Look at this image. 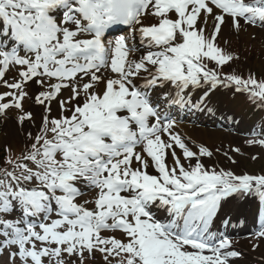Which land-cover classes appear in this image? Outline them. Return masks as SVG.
I'll return each mask as SVG.
<instances>
[{
	"label": "snow or ice",
	"instance_id": "snow-or-ice-1",
	"mask_svg": "<svg viewBox=\"0 0 264 264\" xmlns=\"http://www.w3.org/2000/svg\"><path fill=\"white\" fill-rule=\"evenodd\" d=\"M242 22L264 26V0H0V82L8 89L0 114L15 108L18 123L31 121L26 97L46 113L38 134L28 133L33 167L25 162L0 179V254L7 250L11 264H66L65 254L82 261L94 250L105 259L126 253V264L237 257L214 224L229 222L222 209L231 197L264 203V175L206 168L164 109L187 105L190 89L203 88L207 99L218 86L264 105V82L222 78L207 66L232 60L216 37ZM121 25L127 35L108 38ZM29 84L40 90L30 94ZM261 137L249 143L264 145ZM199 153L212 156L206 147ZM82 183L97 190L92 209L76 202ZM109 229L127 240L103 236Z\"/></svg>",
	"mask_w": 264,
	"mask_h": 264
},
{
	"label": "rangeland",
	"instance_id": "rangeland-1",
	"mask_svg": "<svg viewBox=\"0 0 264 264\" xmlns=\"http://www.w3.org/2000/svg\"><path fill=\"white\" fill-rule=\"evenodd\" d=\"M225 42V44L223 43L217 46L221 48L224 54H229L233 57L240 55L239 58L237 57V61L233 64V68L242 72L244 79H256V76L264 79V32H257L252 36H243L241 34L233 35ZM207 66L208 68L215 67L217 71H219L215 62L208 61ZM6 79L11 82L13 77L8 76ZM256 80L258 82L260 81L258 79ZM7 90L8 89L3 86V83L0 82V93ZM33 90L38 92L40 89L38 86L32 84H29L26 88V91L30 94L34 93ZM221 94L225 97V100L229 102L231 107H229L224 100H219L221 103H218L220 109L226 107L235 114L245 116L248 121L256 120L255 114L250 111L249 105H247L244 100L242 101L241 97L233 98L232 90L224 88ZM69 95L70 93L68 91H63V96L65 98ZM23 107L25 110L32 113V119L31 121L25 120L22 125L18 123L20 113L17 109L10 108L6 113L0 114V152L3 151L5 156H7L2 162H0V174L8 173L9 171H5L8 168L14 167L15 169H20L18 165L27 162L26 157L33 143V139L29 137L28 133H31L32 137H35L40 131L42 117L46 115L43 106L35 103L33 99L26 97L23 101ZM52 107V115L55 116L57 115L56 110L58 106L53 102ZM180 123L185 124L184 121H181ZM192 130L189 129V131H187L184 129V131L187 132H192ZM219 130L227 131L235 136H233V139H224L223 137L218 138L217 136L208 142L203 141V144L198 142L199 150L201 147H206L212 153V156L209 157L201 156L199 151H194L197 153L198 158L206 168L212 169L214 166L216 171H232L237 175L264 171V145H261L260 143H249L250 140H246L247 137L245 135L238 132L234 133L233 128H219ZM251 141L257 140L254 139ZM192 143L195 144L196 141L191 139L190 144ZM22 153H24V155H22L20 160L13 164L11 161L20 157ZM193 161L195 163V159H193ZM27 163L29 167H33L31 162ZM80 186L81 184L79 187ZM96 196L97 190L90 188L87 191L81 192V195L77 197L76 202L92 209L95 207L94 200ZM119 232H122V237L119 235ZM102 235L106 237H116L122 241L127 240V237L122 230H104ZM242 237L245 236L235 237L239 246H231V250L238 252L239 255L230 258L229 264H239V256L244 257L246 259L245 261L249 262V264L259 263L260 261H263L264 264V242L255 238L249 242L247 239L246 243L242 242ZM242 244H245L246 246H242ZM252 250H254V252ZM65 259L66 264L68 261H71V264H126L127 254L123 252H120L118 255L116 253H111L108 254L107 259H105V254L98 250H94L91 253L85 251L82 261L78 256L68 257L66 254ZM45 260H47V258H45ZM0 264H11L7 250H4L3 253L0 254Z\"/></svg>",
	"mask_w": 264,
	"mask_h": 264
},
{
	"label": "bare ground",
	"instance_id": "bare-ground-1",
	"mask_svg": "<svg viewBox=\"0 0 264 264\" xmlns=\"http://www.w3.org/2000/svg\"><path fill=\"white\" fill-rule=\"evenodd\" d=\"M152 22H154V21H151V20H145L144 21L145 24H149V23H152ZM241 24L244 26L243 22ZM214 25H215L214 19L211 16H209L208 17V22L205 25V34L206 35L213 31ZM243 26H241L239 29H235L231 24H225V25L221 26V29H223V30H221L219 35L216 37V40H218L216 43L226 40L224 38L225 37H230L231 36V32H236L238 34H246L247 36H252L253 34L258 32V29H256L255 27H253L254 29H252V28L248 29V28H245ZM249 26H253V25H249ZM117 29L120 30L122 28L117 27ZM125 35H127L126 32H125ZM222 87L223 86H218L215 90H213L211 92V94L209 96L210 101L215 103L216 101L221 100L222 96H220L219 89L222 88ZM175 91L176 90H175L174 87L169 89L170 93L174 94ZM150 95H151V93H150ZM158 95L159 94L157 93V96ZM189 96H190V101H192L191 105L190 106L179 105V106H177L178 109H176V110L187 112L188 110H190L192 108H195V107L203 108V109H205V108L209 109V107H207L208 102H206L205 101L206 99L204 98V89L203 88L190 89L189 90ZM218 96H220V97L218 98ZM170 106H172V108H173V105H171V104H169V105H167L165 107V109H164L165 114L167 113V111H171V107ZM178 111H175L174 114H170V115L173 116V117H171L172 119L174 117L176 119H180L182 117V115L180 113H178ZM198 119L209 121V123H211V124H220L222 122V120H223L220 117L210 116V115L209 116L208 115H201ZM191 121L196 123L195 118L193 120H191ZM187 127L188 126L182 127V126L176 125L173 128V131L175 133L179 134L186 144H188L191 141V139L195 140L196 142L198 141V142L203 144L204 143L203 141L208 142L210 140H213L217 136L219 137V134H221V131H209L208 129H202V128H199L197 126L191 127L193 129L192 132H187V131H189L188 129H185L187 131H184L183 129L187 128ZM228 139H233V138L228 136ZM198 142H197V144L199 145ZM192 148L196 149V150L198 149L197 147H192ZM177 154L181 155V162L184 163L185 167H186V165L188 164V161H186L182 157V153H181V151L179 149H177ZM167 162L168 163H172V159H171L170 156L168 157ZM149 172H150V174H156L154 169H152V168L149 169ZM154 214L155 215H159V213H154ZM215 229L217 230V234L220 235L219 232H220L221 226L220 225H216Z\"/></svg>",
	"mask_w": 264,
	"mask_h": 264
},
{
	"label": "trees",
	"instance_id": "trees-1",
	"mask_svg": "<svg viewBox=\"0 0 264 264\" xmlns=\"http://www.w3.org/2000/svg\"><path fill=\"white\" fill-rule=\"evenodd\" d=\"M0 155H1V156H0V162H2V158H4L5 156H3V155H4L3 152H1Z\"/></svg>",
	"mask_w": 264,
	"mask_h": 264
}]
</instances>
